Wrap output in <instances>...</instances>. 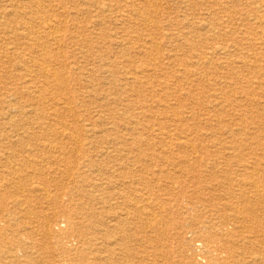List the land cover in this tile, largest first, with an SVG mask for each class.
Segmentation results:
<instances>
[{"label": "bare ground", "instance_id": "1", "mask_svg": "<svg viewBox=\"0 0 264 264\" xmlns=\"http://www.w3.org/2000/svg\"><path fill=\"white\" fill-rule=\"evenodd\" d=\"M0 1V264H264V0L154 25L167 52L150 32L120 72L102 60L89 108L42 1ZM109 1L97 13L152 21L151 0Z\"/></svg>", "mask_w": 264, "mask_h": 264}, {"label": "rangeland", "instance_id": "2", "mask_svg": "<svg viewBox=\"0 0 264 264\" xmlns=\"http://www.w3.org/2000/svg\"><path fill=\"white\" fill-rule=\"evenodd\" d=\"M39 1H42V6H41L42 10L40 12L41 15L42 16L45 15L48 18L51 16L48 23H50V25H54V24L57 25L59 30L57 33L58 36L57 40L52 36L44 37L41 39L45 41L49 49H52L54 53L57 54L60 53L59 55H62V57L65 58L66 61H75L76 63H78V67L80 68L76 72H79L78 76L80 77L76 75L79 79L77 81H73L72 86H74L77 94L80 92L79 93L80 99L84 101V104L88 108L93 106L91 103L92 100L94 99V95L92 96V92H90L91 88L86 86L88 82L87 80L88 77H90L89 80L93 78V82L97 84L96 85L97 91L100 92L102 90L103 87L101 83L107 74L101 72L97 68L98 64L102 60L107 63L112 61L111 62L112 66L110 67L111 70L115 71L116 73L120 72V70L123 68L122 63L123 61H125L127 54L128 56H130L131 60L133 61L139 60L141 56L140 55L141 51L142 49L145 48L143 47L145 46L144 40L151 38V36L149 37L148 35L150 32H153L154 35L153 37H155V39H153V42H151L152 44L150 46L148 45V47L150 49L151 48L155 49L156 46L155 42L158 41L160 42V46L157 45L158 52L166 53L167 52L166 50L167 46L165 44L166 40L164 38L161 39L160 37H158V35H156L154 31L157 28H155L154 25L160 24V26L162 27L161 29H159L161 33L174 32L173 29H169V30L164 29L165 27L166 28L168 27L167 26L168 20L172 19L175 16L182 15V10H184V12L186 13L191 14L200 11L202 12L204 11L203 9L205 8L204 5L199 6L202 5L201 0H192L195 3L188 4L186 7H181V4L179 2L180 0H151V4L153 5L151 6V4L148 3L149 5L147 8L148 10L147 13L152 21L149 23V25L146 28L144 26V23L139 22L140 20H138V18H136L135 16L134 17L127 16L125 12H121V14H125V18L124 19L121 18V20L119 21L118 20L116 21L113 18V16H111L108 13L107 14L104 13L102 15L97 13L95 4H93L95 0H39ZM98 1L101 2L103 1L109 5H112V2L109 0H98ZM226 1H230V0H226ZM231 1L235 5L234 8L239 10L247 9L249 5L248 0H231ZM4 3L7 4L8 2L0 1V5ZM145 3L146 2H144V4ZM28 7L29 6L26 7L25 5L24 10L25 9L28 10ZM197 17H198L197 20H200L199 17L202 16L199 14L197 15ZM194 19L196 20V17ZM36 24H38L37 20L34 23V25L37 26ZM61 25L63 26L59 27ZM136 35L138 36V38ZM121 36H123L124 39L123 41H121L120 44H118L117 43L119 39L118 37ZM41 37H43V33L41 34ZM151 51L153 52V50ZM177 53L179 54V56L183 55L182 50H179ZM4 71H10V69L7 67V64L4 65L1 64L0 62V75L1 74L3 75ZM87 72H89V74H87ZM262 82L264 83V79L262 80ZM82 86L83 88H81ZM85 87H87L86 90ZM199 87L200 86H197V88ZM172 91H174V89H169L168 92L170 93ZM255 92H257L259 95H262L264 93L262 89L255 90ZM192 101H193L192 99L186 100L187 105ZM243 109H244L243 114L246 115V117L254 116L253 113L255 112V110H257L255 109V107H252L250 105L244 106ZM259 112H261V114L258 116V118H254V119L249 118L256 125V126L255 125L252 126L254 127V129L250 130V133L253 134L251 136L255 138L257 137V140L259 141V143L257 144L259 145L258 146L259 149L256 147L258 151L260 149H263V143H264V109L262 111L259 110ZM254 139H252V143H253L252 145H254V141H255Z\"/></svg>", "mask_w": 264, "mask_h": 264}]
</instances>
